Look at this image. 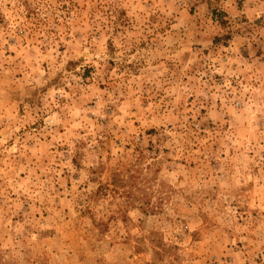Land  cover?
I'll list each match as a JSON object with an SVG mask.
<instances>
[{"label":"rangeland","instance_id":"1","mask_svg":"<svg viewBox=\"0 0 264 264\" xmlns=\"http://www.w3.org/2000/svg\"><path fill=\"white\" fill-rule=\"evenodd\" d=\"M0 264H264V0H0Z\"/></svg>","mask_w":264,"mask_h":264}]
</instances>
